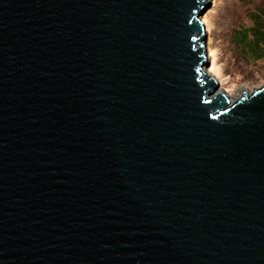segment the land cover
<instances>
[{
	"label": "water",
	"instance_id": "water-1",
	"mask_svg": "<svg viewBox=\"0 0 264 264\" xmlns=\"http://www.w3.org/2000/svg\"><path fill=\"white\" fill-rule=\"evenodd\" d=\"M208 0H0V264H264V87L206 75Z\"/></svg>",
	"mask_w": 264,
	"mask_h": 264
},
{
	"label": "rangeland",
	"instance_id": "rangeland-1",
	"mask_svg": "<svg viewBox=\"0 0 264 264\" xmlns=\"http://www.w3.org/2000/svg\"><path fill=\"white\" fill-rule=\"evenodd\" d=\"M202 17L208 36L204 72L219 81L233 102L264 87V52L256 56L238 41L255 22L264 0H208ZM252 36H248V41ZM239 98L238 100H235Z\"/></svg>",
	"mask_w": 264,
	"mask_h": 264
},
{
	"label": "trees",
	"instance_id": "trees-1",
	"mask_svg": "<svg viewBox=\"0 0 264 264\" xmlns=\"http://www.w3.org/2000/svg\"><path fill=\"white\" fill-rule=\"evenodd\" d=\"M254 25L244 30L238 41L244 46H247L248 51L256 56H260L264 52V7L254 15ZM252 36V39L248 41V36Z\"/></svg>",
	"mask_w": 264,
	"mask_h": 264
},
{
	"label": "bare ground",
	"instance_id": "bare-ground-1",
	"mask_svg": "<svg viewBox=\"0 0 264 264\" xmlns=\"http://www.w3.org/2000/svg\"><path fill=\"white\" fill-rule=\"evenodd\" d=\"M204 71V70H203ZM206 73V75H208V76H210L207 72H205ZM247 93V92H246ZM248 94V93H247ZM250 94V93H249ZM248 94V95H249ZM230 98V97H229ZM231 99V101H232V98H230ZM239 98H236L235 100H238ZM233 102V101H232ZM237 102V101H236Z\"/></svg>",
	"mask_w": 264,
	"mask_h": 264
}]
</instances>
